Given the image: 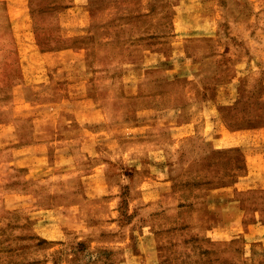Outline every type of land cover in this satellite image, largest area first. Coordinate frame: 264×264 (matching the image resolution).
Instances as JSON below:
<instances>
[{
	"label": "rangeland",
	"instance_id": "1",
	"mask_svg": "<svg viewBox=\"0 0 264 264\" xmlns=\"http://www.w3.org/2000/svg\"><path fill=\"white\" fill-rule=\"evenodd\" d=\"M0 264H264V0H0Z\"/></svg>",
	"mask_w": 264,
	"mask_h": 264
},
{
	"label": "crops",
	"instance_id": "2",
	"mask_svg": "<svg viewBox=\"0 0 264 264\" xmlns=\"http://www.w3.org/2000/svg\"><path fill=\"white\" fill-rule=\"evenodd\" d=\"M48 79H50V77L48 76ZM57 81H58V77L57 76H53L52 75V88H54V87H56V85H57ZM56 123L57 122H54V124L56 125ZM190 128V127H189ZM192 128V127H191ZM193 130V129H192ZM238 133H240V132H232L231 134L232 135H230V136H233L232 138H235L236 140H238L239 142H241L240 141V136H234L233 134H238ZM242 143V142H241ZM243 144V143H242ZM64 152H68V151H64ZM71 152V150L68 152V153H70ZM65 155H67V154H65ZM67 156H69V155H67Z\"/></svg>",
	"mask_w": 264,
	"mask_h": 264
}]
</instances>
